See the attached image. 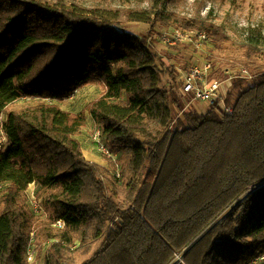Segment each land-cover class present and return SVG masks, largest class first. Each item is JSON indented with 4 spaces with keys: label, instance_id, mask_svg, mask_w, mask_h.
<instances>
[{
    "label": "trees",
    "instance_id": "1",
    "mask_svg": "<svg viewBox=\"0 0 264 264\" xmlns=\"http://www.w3.org/2000/svg\"><path fill=\"white\" fill-rule=\"evenodd\" d=\"M175 1L0 0V264H30L31 184L51 214L42 228L46 264H76V253L87 256L80 264H264L263 30L250 26L235 41L202 13L203 0L188 13L172 10ZM131 21L150 23L159 42L164 30L180 29L203 31L204 44L225 51L236 45L251 80L208 60V80L229 79L233 112L184 95L173 51L122 26ZM89 80L105 85L87 110L125 201L83 153L86 112L55 102ZM19 99L35 102L8 110Z\"/></svg>",
    "mask_w": 264,
    "mask_h": 264
},
{
    "label": "rangeland",
    "instance_id": "2",
    "mask_svg": "<svg viewBox=\"0 0 264 264\" xmlns=\"http://www.w3.org/2000/svg\"><path fill=\"white\" fill-rule=\"evenodd\" d=\"M79 2L86 5H118L123 0H78ZM135 1V0H133ZM142 5H148L149 0H139ZM202 13L209 14L210 18L213 19L218 24L225 27L226 31L233 37L235 41H240V39L246 33V30L250 26H260L264 33V0H203ZM169 7L180 13L192 12L196 5L195 0H176L175 2L169 4ZM156 26V31H160L166 27L158 24ZM127 30L138 33V34H149L151 37L154 49L158 52L165 53V51H173L175 58L172 60L173 64L186 69L190 62L195 64L208 63V60L212 61L215 69H220L224 71L225 69H233L237 73L239 69H250L249 66L243 63V55L239 48L232 44L230 45V50L225 51L223 48H218L215 43L210 39V41L204 45H201L199 49L195 48L193 45L189 44L192 42H182L181 46L177 49L168 48L163 42H159L156 38L158 33L149 31L150 23L146 22H124L122 24ZM149 31V32H148ZM195 39V38H194ZM190 41V40H189ZM169 61V60H168ZM218 72V71H217ZM223 75V74H221ZM105 92V85L100 80H89L82 87H80L74 94L70 97L64 99H58L55 102L58 103L62 108L74 111L75 113L86 112V123L81 128L78 133L79 136L83 137L84 133H89L90 139L89 144L92 148V155H97L104 159L106 162L109 160L111 167L114 172L115 160L110 156L102 153L94 143L92 139V134L97 126H90L91 118L88 115V104L96 98H99ZM35 102L34 99H19L8 107V110H20L28 105ZM199 107H205L207 103L201 101H193ZM192 103V101H191ZM6 114L0 115V119L3 121ZM2 123H0V136L2 135ZM108 160H107V159ZM119 161V160H118ZM120 163V161H119ZM105 169V168H104ZM109 169L107 171V181L109 183V189L112 193L116 191L117 198L120 201H125L127 196V190L125 185L122 184L120 179L112 173ZM37 186L32 185L28 188L26 194V207L29 215V226L31 229L32 238L31 243L36 248L35 258L28 262L30 264H46V255L48 243L44 240V235L42 234V228L45 224H50L51 214L47 208H43L40 205V201L36 197ZM36 206L34 205V203ZM35 233V234H34ZM97 246V244L95 245ZM87 256L76 253V264L83 262ZM264 258V256L262 257Z\"/></svg>",
    "mask_w": 264,
    "mask_h": 264
},
{
    "label": "built area",
    "instance_id": "3",
    "mask_svg": "<svg viewBox=\"0 0 264 264\" xmlns=\"http://www.w3.org/2000/svg\"><path fill=\"white\" fill-rule=\"evenodd\" d=\"M195 38V39H194ZM208 38L207 34L203 31H189L185 32L180 29H166L160 35V39L167 45H177L179 43L188 41L192 42L194 47L199 49L201 45H204L205 40ZM190 40V41H189ZM212 70L211 63L195 64L193 63L188 71H184L182 68L177 67V76L181 81V92L190 97L192 101L206 102L209 105L218 104V106L227 113H232L233 108L231 105H227L224 98L226 91L223 90V84L229 79H212L208 80V75ZM242 76L248 80L252 79V75L247 69H241ZM0 123L2 120L0 119ZM92 139L96 144L97 148L108 156H113L109 146L104 140V134L102 129L98 126L95 128ZM6 138L0 136V148L3 147ZM114 158V157H113ZM117 169L118 165L116 164ZM120 174L118 173V176ZM38 203H34L36 206ZM58 226H64L62 221L55 223ZM36 248L31 243L27 251V260L32 261L35 258ZM180 260L181 257L178 256Z\"/></svg>",
    "mask_w": 264,
    "mask_h": 264
},
{
    "label": "crops",
    "instance_id": "4",
    "mask_svg": "<svg viewBox=\"0 0 264 264\" xmlns=\"http://www.w3.org/2000/svg\"><path fill=\"white\" fill-rule=\"evenodd\" d=\"M228 87H229V81H226L224 82L223 84V90L227 92L228 90ZM203 103H206V102H203ZM91 118V123H90V126H97L96 122L94 121V119L92 118V116L90 114H88ZM77 138L80 140L81 144H82V150H83V153L84 155L86 156V158H88L89 160L95 162V163H98L99 165H101L103 168L105 169H109L111 167L110 163H109V160L106 162L104 159H102L101 157L97 156V155H92V148L89 144V139H90V135L89 133H84L83 134V137L77 135ZM110 171H112V169H109ZM32 185H36V184H31L30 186ZM37 186V185H36Z\"/></svg>",
    "mask_w": 264,
    "mask_h": 264
}]
</instances>
